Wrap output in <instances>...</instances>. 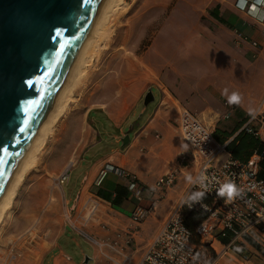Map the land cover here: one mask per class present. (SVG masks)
Instances as JSON below:
<instances>
[{
    "label": "crops",
    "instance_id": "obj_1",
    "mask_svg": "<svg viewBox=\"0 0 264 264\" xmlns=\"http://www.w3.org/2000/svg\"><path fill=\"white\" fill-rule=\"evenodd\" d=\"M252 1L177 0L142 51L137 43L112 55L92 103L83 111L72 109L58 125L55 141L65 148L51 173L59 178L67 172V184L77 169L79 182L73 200L63 187L65 221L59 228L50 226L39 251L41 264H137L143 258L199 171L201 158L179 126L182 110L197 114L224 139L222 160H247L264 151V123L252 121L258 134L240 133L251 115L264 111V25L256 6L261 0ZM180 4L185 8L177 14ZM239 32L249 40H240ZM150 91L153 99L146 102ZM233 91L241 94L240 104L228 103ZM184 154L189 159L181 163ZM104 168L111 170L98 184ZM173 171L172 186L152 191L161 176ZM259 177L264 179V154ZM132 181L139 184V195L130 188ZM137 206L150 209L138 224L132 220ZM204 222L211 232L196 243L211 248L216 256L211 264H232L233 259L264 264V233L235 240L230 232L223 236L222 226L208 216ZM242 248L249 259L238 252ZM27 261L35 263L37 256Z\"/></svg>",
    "mask_w": 264,
    "mask_h": 264
},
{
    "label": "water",
    "instance_id": "obj_2",
    "mask_svg": "<svg viewBox=\"0 0 264 264\" xmlns=\"http://www.w3.org/2000/svg\"><path fill=\"white\" fill-rule=\"evenodd\" d=\"M105 2L0 0V197Z\"/></svg>",
    "mask_w": 264,
    "mask_h": 264
},
{
    "label": "rangeland",
    "instance_id": "obj_3",
    "mask_svg": "<svg viewBox=\"0 0 264 264\" xmlns=\"http://www.w3.org/2000/svg\"><path fill=\"white\" fill-rule=\"evenodd\" d=\"M176 2L177 0H123L109 23L103 25L105 30H102L100 37L104 36L101 39L99 37L98 47L89 52V62L75 72L81 74L74 73L71 78L73 88L68 93L67 107L51 125L41 144L31 153L30 161L33 164L24 171L10 205L0 220V264H31L27 259L34 254L37 261L32 264H41L39 251L46 245L45 240L51 233L50 226L59 228L65 221L64 213L68 207L63 187L65 185L67 197L73 200L79 182L77 169L71 171L67 184L66 181L60 182V177L51 173L58 169L57 157L65 148L63 142L55 141L61 119L72 109L83 111L92 103L98 80L104 75L105 65L109 59H113L112 55L116 51L135 47L137 43L142 51L145 45L150 44ZM184 8L185 4H180L176 13H183ZM200 19L208 25L206 16L201 15ZM178 20L186 21L183 17ZM77 76L79 78L76 81ZM81 242L87 250L91 249L85 240L81 239ZM244 250L242 248L238 252L247 255V260L251 256L244 253ZM201 251L208 264L216 258L209 247L201 248ZM232 264L238 262L233 259ZM239 264L250 263L240 261Z\"/></svg>",
    "mask_w": 264,
    "mask_h": 264
},
{
    "label": "built area",
    "instance_id": "obj_4",
    "mask_svg": "<svg viewBox=\"0 0 264 264\" xmlns=\"http://www.w3.org/2000/svg\"><path fill=\"white\" fill-rule=\"evenodd\" d=\"M256 6L262 12L260 21L264 25V0H261ZM238 36L240 40H249L241 32L238 33ZM253 45L257 46L258 42L253 41ZM254 120L264 123V111L251 115L240 131L246 130L258 134V130L252 126ZM179 126L187 143L201 158L199 171L184 200L197 192H204V197L191 201V207L188 203H183V200L169 216L164 227L137 264L206 263L200 246L193 240L194 231L185 224L187 210L203 209L207 211L208 219L216 221L222 226V235L225 236L230 232L235 240L246 235L255 236L259 232L264 233V179L259 177V161L264 151L260 153L255 151L247 160H240L232 156L222 160L221 157L227 150V144L217 141L214 132L197 114L188 109L182 110ZM188 159L186 154L180 158L181 163ZM109 170L111 169L101 170L98 184L101 183ZM67 178L68 173H63L60 176V182H65ZM176 179V171L167 173L158 179L154 190L152 187V191L170 187L176 182ZM232 181L241 189V194L232 201H226L227 197L218 196L217 191L221 185ZM129 186L137 195L140 194L137 182L132 181ZM149 213V208L137 206L132 213V220L134 223H141ZM210 232L211 227L206 222L196 228V233L200 237H206Z\"/></svg>",
    "mask_w": 264,
    "mask_h": 264
},
{
    "label": "bare ground",
    "instance_id": "obj_5",
    "mask_svg": "<svg viewBox=\"0 0 264 264\" xmlns=\"http://www.w3.org/2000/svg\"><path fill=\"white\" fill-rule=\"evenodd\" d=\"M123 3V0H106L97 21L74 65L72 68L68 78L66 79L64 85L62 86L61 90L57 94L56 98L54 99L53 103L49 107L48 111L46 112L45 116L43 117L40 125L36 129L35 133L33 134L30 142L28 143L21 159L10 177L1 197H0V220L3 219L4 214L6 213L5 210L10 205V200L12 195L15 192V189L21 181V177L24 171L29 168L33 163L30 161V155L33 151L41 144L43 138H45L46 134L49 132L51 125L55 122L59 114H61L68 105L69 97L68 93L73 88L71 78L75 72L82 68L86 63L89 62V52L91 50H95L97 46V41L99 40L100 35L102 34L103 25L115 15V11L119 7V5ZM109 23V22H108ZM105 28V27H104ZM105 30V29H104ZM103 30V31H104ZM104 36V35H102ZM101 36V37H102ZM100 37V39H101ZM93 52V51H92ZM91 52V53H92ZM91 56V55H90ZM77 74H81L80 72ZM75 73V75H77ZM83 75V74H82ZM81 76V75H80ZM78 76L76 81L78 80Z\"/></svg>",
    "mask_w": 264,
    "mask_h": 264
},
{
    "label": "clouds",
    "instance_id": "obj_6",
    "mask_svg": "<svg viewBox=\"0 0 264 264\" xmlns=\"http://www.w3.org/2000/svg\"><path fill=\"white\" fill-rule=\"evenodd\" d=\"M253 12L256 11L255 7L252 9ZM225 94H227V90H225ZM228 103L229 104H240L242 100V96L238 91H233L230 95H227ZM153 186V190H154ZM241 194V189L238 188L234 181L225 183L220 186L217 191V195L220 197H227L226 201H232L236 197ZM204 197V192H197L193 195L187 197L183 203H188L189 207H191V201L193 200H200Z\"/></svg>",
    "mask_w": 264,
    "mask_h": 264
},
{
    "label": "trees",
    "instance_id": "obj_7",
    "mask_svg": "<svg viewBox=\"0 0 264 264\" xmlns=\"http://www.w3.org/2000/svg\"><path fill=\"white\" fill-rule=\"evenodd\" d=\"M247 132V133H252L255 134L254 132H249L246 130L240 131V133ZM216 135V133H215ZM217 136V135H216ZM217 138L220 141H224L223 138H220L217 136ZM230 145L228 144V148ZM208 216V212L203 210V209H194V210H187L185 213V224L190 227L194 231V237L193 240L197 243L201 241L200 236L196 233V228L199 226V224ZM248 240H251L250 238L247 237ZM252 242V241H250ZM257 246V245H255ZM264 252V251H263Z\"/></svg>",
    "mask_w": 264,
    "mask_h": 264
},
{
    "label": "snow or ice",
    "instance_id": "obj_8",
    "mask_svg": "<svg viewBox=\"0 0 264 264\" xmlns=\"http://www.w3.org/2000/svg\"><path fill=\"white\" fill-rule=\"evenodd\" d=\"M241 6H243V5H241ZM21 131H23V129H21Z\"/></svg>",
    "mask_w": 264,
    "mask_h": 264
}]
</instances>
